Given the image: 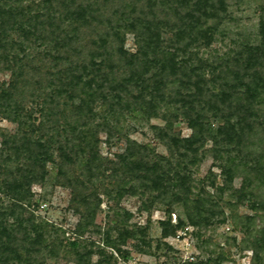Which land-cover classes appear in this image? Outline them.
Instances as JSON below:
<instances>
[{
  "label": "trees",
  "instance_id": "1",
  "mask_svg": "<svg viewBox=\"0 0 264 264\" xmlns=\"http://www.w3.org/2000/svg\"><path fill=\"white\" fill-rule=\"evenodd\" d=\"M231 1L0 0V72L10 73L0 82V120L17 126L14 134L0 127V194L10 201L0 207V264H43L42 254L55 258L58 248L74 264H115L105 250L127 261L130 253L122 248L128 240L148 254L149 222L131 225L132 215L115 208L103 230L96 225L102 197L117 205L125 196L138 197L148 214L164 204L162 240L187 226L225 224L219 199L204 189L194 192L192 168L209 141L224 177L222 186L211 187L222 196L235 172L244 171L236 200L264 211V7L253 39L237 40L222 57L200 56L217 36L225 38ZM126 34L134 38L133 53L124 49ZM123 117L165 121L152 130L168 156L127 138L123 154L103 158L99 133L111 145ZM178 120L191 130L188 138L173 133ZM258 132L261 148L253 152ZM48 164L57 168L56 183L71 190L69 206L79 217L73 241L53 239L57 229L35 223L29 210L31 185L45 182ZM179 205L185 219L174 214ZM230 219L234 231L245 233L241 249L251 251L250 264H264V227L251 229L255 216ZM89 233L101 242L81 243ZM161 247L179 264L170 246ZM223 261L220 253L199 264Z\"/></svg>",
  "mask_w": 264,
  "mask_h": 264
},
{
  "label": "rangeland",
  "instance_id": "2",
  "mask_svg": "<svg viewBox=\"0 0 264 264\" xmlns=\"http://www.w3.org/2000/svg\"><path fill=\"white\" fill-rule=\"evenodd\" d=\"M262 7H264V0L231 1L229 5V13L232 19L227 26L228 31L226 32L227 34L225 38L221 39V37L217 36V41H215L209 49L200 50V56L203 58H208L211 55L222 57L235 49L233 43L237 40L253 39L258 32V23L260 15L262 14ZM163 38L167 41L169 40V37L166 35H164ZM124 49L131 53L136 50L134 38L131 34L125 35ZM9 78V72H0V82H7ZM26 107L28 109L34 108L31 104H27ZM261 109L264 111V103L261 105ZM36 116L38 115L36 114ZM164 125L165 121L160 119L146 121L131 117L120 118L118 131L121 132L122 135L117 134V138L111 139V145L108 144L107 135L103 132L99 133L100 154L103 158L110 160L115 159L116 155L124 153L128 145V138L137 144L149 147V149L153 150L157 155L168 156L167 149L159 143L152 130V126L162 127ZM0 127L11 134L16 133L17 130L15 124L6 120H0ZM172 131L175 135L184 139L188 138L192 133L186 123L180 120L173 122ZM261 135V132H258L257 137L251 138L255 144L250 147L253 149V152L255 149L258 150V148H261L260 145H258V138L260 139ZM1 139L2 137L0 136V142ZM213 149V144L210 141L206 142L203 151L204 154L200 157L198 164L192 168L193 186L195 188L194 192H199L201 189H204L210 195L219 199L218 202L220 207L223 209L224 215L227 217L226 223L223 225H217L214 223L208 228H193L187 226L186 228H189L187 234L191 235V238H184L187 239V241L181 240L177 242L172 239L173 237H168L162 240L159 222L166 220L168 217L165 212L167 207L164 204H154L148 214L147 212L140 210L148 204H142V200L138 197L125 196L119 201L118 205L115 202H110L102 197L103 203L101 204L100 211L96 217V225L100 227L101 230H103L106 227V224L108 225L113 218L111 210L115 208H121L132 215L129 222L131 225L145 226L149 222L148 236L149 240H151V248L146 249L149 253L142 254L139 252V249L145 250L144 247L139 246L137 241L128 240L126 246L122 248V250H127L130 253V258L127 261L120 258L114 250H105L108 254H112L116 257L115 264H172L174 261L172 259L174 256L172 252L166 251L163 247L157 248V244L162 242L166 243L176 252L175 254L178 259L177 263H179V261L183 259V256H185L184 249L188 248L195 257L193 261L194 264H199L200 261L204 262L208 259H216L220 253H223L225 256V261H223L222 264H250L252 256L251 251L241 249L242 240L246 237L245 233L242 230H233L230 217L233 214H238V216H255L254 226L251 227V229H259L264 227V211H252L249 209L248 204H242L236 200V195L240 192L244 176H246L244 171L239 170L235 172L230 188L227 187L222 196H219L215 189L211 187V183H214L216 186H222L224 184V177L219 167L223 164L220 163L217 157H215ZM245 153L248 152L244 150L241 152L243 155ZM235 154L236 153L233 155ZM235 161L237 163L240 161L239 155ZM243 161L251 164V161H247L246 159H243ZM47 169L48 177L45 182H35L31 185L33 201L29 210L33 211L35 223L46 222L57 229V233L51 234L53 239H57L58 241L62 240L63 242L73 241L76 237L72 232L78 223L79 217L69 206L71 190L56 183L54 179L57 173L56 167L48 164ZM262 189L261 191H264V188ZM8 204H10V201L3 194H0V207H6ZM36 204H38V208L35 207ZM230 204L234 205V207H230ZM28 212L24 214L25 219L29 216ZM174 214L185 219L183 209L180 205L174 207ZM171 219H173V217H171ZM9 222H12V220ZM232 238L236 240L234 246L231 240ZM79 241L81 243L89 244V242H93L99 244L101 242V236L89 233L83 238H80ZM186 243H188V245H186ZM90 248L93 251L96 249L95 247ZM57 251L58 256L55 258H50L46 253H43V264H74V257L71 254L65 256L64 251L59 248ZM98 259L99 256L95 254L92 257V262H96ZM37 260V262L41 263L42 257ZM209 264L214 263L210 262Z\"/></svg>",
  "mask_w": 264,
  "mask_h": 264
},
{
  "label": "built area",
  "instance_id": "3",
  "mask_svg": "<svg viewBox=\"0 0 264 264\" xmlns=\"http://www.w3.org/2000/svg\"><path fill=\"white\" fill-rule=\"evenodd\" d=\"M173 217V219H172V222L173 223H175V216L173 215L172 216ZM189 231V228H184V229H182V230H179L178 232H177V234L172 238V239H174L175 241H187V239H184L185 237H189V238H191V235L189 234H187V232ZM188 235V236H187ZM188 238V239H189ZM186 245H188V243H186ZM184 255L185 256H183V259L181 260V261H179V264H185V263H192L193 261H194V259H195V257L193 256V253L192 252H190L189 250H188V248H185L184 249Z\"/></svg>",
  "mask_w": 264,
  "mask_h": 264
}]
</instances>
